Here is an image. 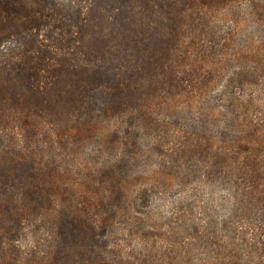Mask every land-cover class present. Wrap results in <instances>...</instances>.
<instances>
[{
    "label": "trees",
    "instance_id": "16d2710c",
    "mask_svg": "<svg viewBox=\"0 0 264 264\" xmlns=\"http://www.w3.org/2000/svg\"><path fill=\"white\" fill-rule=\"evenodd\" d=\"M238 1L0 0V264H125L70 179L71 152L102 120L160 115L213 72L201 35ZM240 142L264 148V133Z\"/></svg>",
    "mask_w": 264,
    "mask_h": 264
},
{
    "label": "rangeland",
    "instance_id": "374dc122",
    "mask_svg": "<svg viewBox=\"0 0 264 264\" xmlns=\"http://www.w3.org/2000/svg\"><path fill=\"white\" fill-rule=\"evenodd\" d=\"M232 5L214 9L201 35L213 72L160 115L102 120L71 152L70 179L107 224L115 261L264 264V196L255 190L264 148L240 142L264 133V0Z\"/></svg>",
    "mask_w": 264,
    "mask_h": 264
}]
</instances>
